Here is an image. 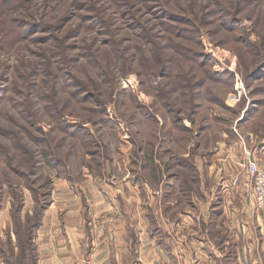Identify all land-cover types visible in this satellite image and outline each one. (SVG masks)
I'll return each instance as SVG.
<instances>
[{
  "label": "rangeland",
  "instance_id": "obj_1",
  "mask_svg": "<svg viewBox=\"0 0 264 264\" xmlns=\"http://www.w3.org/2000/svg\"><path fill=\"white\" fill-rule=\"evenodd\" d=\"M256 136L264 0H0V264L102 205L189 202L208 168L247 178Z\"/></svg>",
  "mask_w": 264,
  "mask_h": 264
},
{
  "label": "crops",
  "instance_id": "obj_2",
  "mask_svg": "<svg viewBox=\"0 0 264 264\" xmlns=\"http://www.w3.org/2000/svg\"><path fill=\"white\" fill-rule=\"evenodd\" d=\"M246 148L249 158L264 163V136L249 139ZM231 152L235 159L228 166L241 169L246 158L238 159L235 148ZM195 164L197 172L203 170L199 161ZM209 171L199 173L200 177L195 173L201 190L189 202L173 201L172 197L165 205L149 206V213L125 208L127 215L117 214L118 206L102 205L104 218L75 223L78 225L65 221L68 234L41 237L46 251L40 252L39 263L264 264L259 253L252 263L247 262V245L264 244V204L255 201L249 172H245L247 178H240L241 171ZM255 246L250 251L258 250Z\"/></svg>",
  "mask_w": 264,
  "mask_h": 264
},
{
  "label": "built area",
  "instance_id": "obj_3",
  "mask_svg": "<svg viewBox=\"0 0 264 264\" xmlns=\"http://www.w3.org/2000/svg\"><path fill=\"white\" fill-rule=\"evenodd\" d=\"M248 172L252 179L253 196L259 205L264 204V165L252 161L248 163Z\"/></svg>",
  "mask_w": 264,
  "mask_h": 264
},
{
  "label": "trees",
  "instance_id": "obj_4",
  "mask_svg": "<svg viewBox=\"0 0 264 264\" xmlns=\"http://www.w3.org/2000/svg\"><path fill=\"white\" fill-rule=\"evenodd\" d=\"M2 1H3V2L5 1L6 4H8V5L11 6V5L14 4L15 2H17V4H18L20 0H13V1H15V2H11V0H2ZM254 76H255V75H253V77H252L253 79H254ZM37 220H39L38 217H37ZM37 220H36V221H37ZM37 222H38V221H37ZM36 225H37V224H36ZM36 225H35V226H36ZM31 231H32V228L29 229V231L27 232V233L30 235V239H31V234H30ZM18 235H21V232L18 231ZM30 239H29V244H30ZM32 241H33V239H32ZM25 250H26V249L23 248V252H22V255H23V256H22V258L24 259V261H25L26 258H27L25 255L28 253V252L25 251ZM29 251L31 252V253H29L31 259L35 262L34 256H36V255H34V248H33V245H32V244H30V249H29ZM20 262H21V264H24L22 261H20Z\"/></svg>",
  "mask_w": 264,
  "mask_h": 264
}]
</instances>
